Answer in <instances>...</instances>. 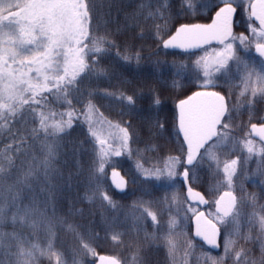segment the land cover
Masks as SVG:
<instances>
[{
	"label": "trees",
	"instance_id": "trees-1",
	"mask_svg": "<svg viewBox=\"0 0 264 264\" xmlns=\"http://www.w3.org/2000/svg\"><path fill=\"white\" fill-rule=\"evenodd\" d=\"M251 1L246 0L242 8L238 7L234 33L237 37H247L246 43L251 47L245 50V45L235 41L233 49L242 62L228 60L227 69L215 70V67L206 69L201 57L210 49L222 46L198 53L174 52L163 47V42L180 25L210 22L218 10L211 7L212 0H167L166 12L162 9L164 0H95V10L89 12L88 37L84 44L91 48L90 41L99 38L111 40L117 47L101 43L104 53H89L85 59L89 68L94 69L93 75L80 85L87 70L80 72L73 87L66 83L72 76L70 67L68 76L61 81L67 92L56 88L52 93L42 91L35 97L41 103L35 104L29 99L31 91H25L23 96L29 103L21 104L17 100L12 105L16 109L14 114L0 108V167L9 169L6 184L22 178L30 166L36 168L43 159L44 134L41 132L33 138V129L40 128L41 116L50 131L53 125L66 126L70 118L72 124L65 133L59 134L67 137L63 142L65 152L57 156L55 168L59 174L51 179L54 234L43 225L33 229L27 224L5 222L0 226V232L5 234L4 246L0 247L2 264H16L15 240L8 236L10 233H15L23 241L24 251L31 253L30 257H22L20 264H95L100 254L113 255L121 264H211L209 257L215 258L217 264H264V225L261 223L264 218V144L254 139L249 130L254 123H264V93L261 95L262 85L257 82H246L247 86L244 83L251 71L256 70L253 79L257 77L255 73H264L261 59L253 54L255 40L250 26L257 31L259 28L249 17ZM204 4L208 7H202ZM89 8H92L90 3ZM158 8L162 9L160 17L148 15ZM6 31H9L7 27L0 31V48L5 47ZM13 35L18 32L14 31ZM136 53L140 57L138 63L135 59L121 58L134 57ZM9 64L17 76L27 72L26 65L13 64L10 58ZM100 69L104 74L96 75ZM206 71L220 81L210 84L196 81L202 79ZM29 76L35 77L36 72ZM253 85L257 89L254 96ZM3 87L4 82L0 81V89ZM49 87H52L51 81ZM201 88L217 90L228 101L224 120L229 122V127L220 129L227 133L226 138L207 153L203 151L204 162L195 169V175L190 172L192 187L210 200L206 212L213 220L217 216L214 201L229 190L223 164L239 161L230 188L237 196L238 206L226 219L232 222L227 231L220 224L218 252L195 239L192 219L199 207L187 200L179 177L168 179L169 171H179L181 167L173 158L184 159L181 153L185 144L178 132L176 105ZM77 89L85 97L89 91L93 92L95 108L90 110L86 101L78 102ZM105 91L111 95L104 96ZM121 93L133 97L135 105L131 110L127 101L121 99ZM154 97L159 99V105L153 104ZM157 120L163 124L162 128L156 127ZM124 128L128 133L126 141L121 131ZM69 141H83L85 148L95 149L94 153L81 154L83 171L79 174L74 164L63 163L64 159L73 157V153L67 151L72 146ZM93 157L97 168L103 164V173L96 172L102 177L98 192L89 186ZM112 169H119L128 180L124 194H119L109 180ZM40 185L48 187L42 178L32 182L37 202L47 197L46 191H40ZM32 190L24 188L21 192V207L30 203ZM5 196L10 199L6 189ZM105 196L109 199L105 200ZM193 206L195 211L189 210ZM6 211L10 215L15 209L9 206ZM48 214L53 215V209H49ZM152 215L156 216L155 221ZM229 242L226 253L225 244ZM50 245L55 255L50 253Z\"/></svg>",
	"mask_w": 264,
	"mask_h": 264
},
{
	"label": "snow or ice",
	"instance_id": "snow-or-ice-1",
	"mask_svg": "<svg viewBox=\"0 0 264 264\" xmlns=\"http://www.w3.org/2000/svg\"><path fill=\"white\" fill-rule=\"evenodd\" d=\"M245 2L246 0H212L211 7L218 8V11H216L213 22L210 25L182 26L175 37L164 42V47H182L184 44L191 43L192 41L215 38L221 44H225V41H228L225 44L224 52L221 53L222 59L218 62V69H227V62L232 59H235L237 64H240L242 61L236 56L233 43L239 40L241 44L245 45V50L250 48L251 45L246 43L247 37L232 35V24L237 8H242ZM89 3L92 5L91 9L89 8ZM89 3H85V0H15L14 3L5 6V11L8 12V15L0 18V31H3L5 27L9 31L4 32V36L7 37L3 42L5 47L0 48V81L4 82L3 89H0V108H4L14 114L16 109L12 105L17 100L21 104L29 103V99L35 104H40L41 101L35 97L42 91L52 93L53 88H56L58 91L67 92V88L61 84V81H64L65 77L68 76L70 67L72 68V76L66 83L75 87L77 75L87 70V74L79 81L80 85H84L91 75H93L94 71L86 63L85 58L89 57V53H104L105 49L100 46L101 43L107 44L111 48L117 47L111 40L104 39L101 41L99 38L90 41L93 44L91 48L84 44V40L88 37L89 12L95 10V0H89ZM248 6L250 8L249 17H255L259 20V39H257V29L255 27L250 26V31L256 42V51L261 58H264V0H257V4L249 3ZM202 7H208V5L204 4ZM257 8H259V11H257ZM11 9L16 10L12 11ZM162 9L166 12L167 0H164ZM162 9L158 8L156 12L149 11L148 15L154 18L160 17ZM5 22L7 23L5 24ZM14 31L18 32V35H13ZM225 52L227 55H225ZM117 54L119 55V53ZM9 58L13 64L26 65L27 72H22L20 76L15 75L16 70L11 69ZM121 58L125 61L135 59L137 63L140 60L138 53L134 57L123 56ZM261 65L264 66V60H261ZM95 68H99V65H95ZM33 71L36 72V76L30 77L29 74ZM95 74L103 75L104 70L100 69ZM253 74L252 72L248 73L245 81H250ZM255 74L257 75L258 82L262 85L261 92L264 93V75ZM225 75H228L227 71H225ZM24 76H29V78L24 79ZM49 81L52 82V87H49ZM21 85H26L27 87H21ZM25 91H31L32 95L29 99L24 98L23 93ZM252 94L253 96L256 94L255 89L252 90ZM103 95L109 96L111 94L105 91ZM92 97V91H89L85 97L77 89L75 98L78 99V102L86 101V106L91 110L95 108L92 104ZM43 99L46 100L47 98ZM121 99L127 101L129 110L134 107L135 101L132 96L125 97L121 93ZM159 103V99L154 97L153 104L159 105ZM178 107V129L183 133L182 143H186V147H184L181 153L184 156L183 160L180 156L173 158L174 163L181 167L179 171H169L168 179L172 180L180 177L182 180L187 181L190 179L189 173L192 172L195 175V169L200 167L204 162V155L199 150L203 149L204 153H207L209 148L214 144L226 138L227 133L220 131V129L226 130L229 127V122L224 120L228 109L224 96L214 91L197 92L188 99L182 100ZM230 119L231 116L229 115ZM71 126L70 118L66 122V126L53 125L50 131L45 118L41 116L40 128L33 129V138L41 132L44 134L41 149L43 159L40 161V164L36 168L30 166L22 178H17L11 184H6L9 178V169L0 167V226L8 221L13 225H17L18 223L27 224L33 229L43 225L50 234H54L53 228L56 221L53 219L54 208L52 197L54 192L51 179L53 175L59 174L55 168L57 156L65 152L63 142L67 137L60 136L59 134L65 133ZM117 127L119 126L117 125ZM156 127L162 128L163 124L157 120ZM89 131L91 132L90 128ZM121 131L124 133L126 141L128 139L127 129L124 128ZM252 132L259 135L261 140H264V127H261L257 131L256 126L252 125ZM92 136H95V133H92ZM50 137L52 139H49ZM214 137L216 140H213ZM209 141H212V143L210 144ZM69 143L72 146L67 151L72 152L73 157L64 159L63 163L74 164L76 174H79L83 171L81 154L88 151L94 153L95 149L94 147L85 148L83 141L75 143L69 141ZM249 143L251 142L249 141ZM248 151L251 153L252 149L249 148ZM115 155H120V152H115ZM197 155H200V161L193 166V161ZM238 163V160L224 162L223 171L227 176L229 191H225L223 195L214 201L216 218L220 224L225 226L226 231L232 222L225 218L230 216L231 210L236 207V197L232 194L230 188L231 177L235 174V166ZM184 165L193 167H185ZM97 171L103 173V164H100L97 168L93 157L92 164L89 166L90 174L88 179L89 186L96 192L99 191L102 183V177L96 175ZM41 178L48 187L46 189L43 185H40V191H46L47 197L45 200L37 202L34 190H32V182H39ZM68 179L69 181L71 180V175H69ZM112 182L119 188L123 183V178L119 176V173L112 172ZM24 188L32 190L33 194L30 203L21 207L20 198ZM5 189L10 194V199L6 198ZM187 192L189 199L195 196L199 197L198 203H207L204 197L199 192H194L191 187L187 189ZM87 195L88 193H86V197ZM226 198H228L227 202ZM104 199L108 200L109 198L105 196ZM109 203L113 207L115 206L114 202L109 201ZM9 206L15 209L10 215L6 211ZM49 209H53V215L48 214ZM189 210L195 211L194 206L190 207ZM203 216L204 213L199 212L197 219ZM152 220H156L155 215H152ZM59 222L64 223L63 220ZM261 223L264 225V218H262ZM219 231V228L211 220L206 221L203 238L214 248L219 247L216 243ZM197 235H201L199 228ZM4 236L5 234L0 232V247L4 246ZM8 236L15 240L16 264H20L22 257L31 256L30 252L26 253L24 251L22 247L23 241L15 233H10ZM113 239L115 240L117 237H113ZM229 246L230 242L225 244L226 253ZM84 247L88 248V245H84ZM49 251L52 255H55V252L51 249V245L49 246ZM106 259L105 257H100L101 264H104ZM208 259L211 261V264H217L215 258L209 257ZM108 264H119V262L112 259L108 261Z\"/></svg>",
	"mask_w": 264,
	"mask_h": 264
},
{
	"label": "water",
	"instance_id": "water-1",
	"mask_svg": "<svg viewBox=\"0 0 264 264\" xmlns=\"http://www.w3.org/2000/svg\"><path fill=\"white\" fill-rule=\"evenodd\" d=\"M251 4H257V0H253V2H252ZM233 6H234V5H233ZM234 7H235V6H234ZM217 11H218V10H217ZM257 11H259V8H257ZM215 13H216V12H215ZM215 13H214V15H213V17H212V19H211V21H210L209 23H193V24H183V25H180V26L176 29V31L173 33V35H172L171 37H169L168 39H166L164 42H166L167 40H170V39H172L173 37H175L176 34H177V32L179 31V29H180L182 26H189V27H191V26H193V25H197V24H199V25H210V24L213 22V19H214V17H215ZM249 13H250V8H249ZM236 16H237V12H236V15H235V17H234V19H233V24H232V35H234V31H235V20H236ZM251 19L254 20V21L256 22V24L259 26V20H257L255 17H251ZM182 39H183V37H182ZM164 42H163V47H164ZM227 42H228V41H225V43H227ZM220 45H223V44L219 43L218 40H216L215 38H213V39H210V40L192 41L191 43H186V44H184L182 47H167V48L164 47V48L167 49V50H170V51H174V52L192 53V52H198V51H200V50H202V49H205V48H207V47H210V46H220ZM254 54H255L256 56L260 57V56H259V53L256 51V48H255V50H254ZM260 58H261V57H260ZM262 59L264 60V58H262ZM212 91H214V90H198V91L192 93L191 95H189L188 97H186V98L183 99V100L188 99L189 97L193 96V95H194L195 93H197V92H212ZM214 92H217V91H214ZM218 93H219L220 95L224 96L222 93H220V92H218ZM224 98H225V96H224ZM181 101H182V100H181ZM181 101H179V102L177 103V106H176V107H177V114H178V117H179V107H178V105H179V103H180ZM225 104H226L227 109H228V105H227V100H226V98H225ZM225 116H226V115H225ZM224 118H225V117H224ZM253 125L256 126L257 131H259V129H260L261 127H264V123H262V124H253ZM177 127H178V118H177ZM249 130H250V133H251V135H252V137H253L254 139H256V140L260 141L262 144H264V140H261L259 135H257L256 133H253V132H252V125L250 126ZM178 131H179V129H178ZM179 134H180V136H181L182 139H183V133L179 131ZM215 139H216V138L214 137L213 140H215ZM210 142H212V141H209V143H210ZM184 144H185V146H186V143H184ZM206 146H207V145H205V147H206ZM199 151H200V153H201V152L203 151V149H200ZM199 156H200V155H197L196 158L194 159V161H193V166L196 164V162H197ZM186 166H187V165H186ZM193 166H187V167H193ZM112 172H117V173H119V176L123 178V183L120 185L119 188H117L116 185L112 182ZM109 179H110V182H111L113 188H114L118 193L123 194V193L126 192V190H127V186H128V181H127L126 177L123 175V173H122L119 169H113V170H111L110 173H109ZM180 180H181V181L183 182V184H184V187H185V190H186V197H187L188 201H189L190 203H192V204L198 205L199 208H200V211H199V212H203V213H204V216H203V217H200L199 219H197V216H198V213H199V212L193 217L192 224H193V235H194L195 239L200 240L201 242H203V243H204V244H205L210 250H212V251H214V252H218V251L220 250L221 230H220L219 225H218L217 223H215L212 219H210V218L208 217L206 211H205V209H206V208L208 207V205H209V200L206 198V196L204 195V193H202L201 191H199V190H197V189H194V188L191 186V184H190V180L184 181V180H182L181 178H180ZM189 187H191V188L193 189L194 192H199V193L204 197V199L207 201V203H206V204H204V203H198L199 197H195V196H193L191 199H189V198H188V192H187V189H188ZM224 192H225V191H224ZM224 192H223V193H224ZM231 192H232V194L236 197L235 193H234L233 191H231ZM223 193H221L219 196L223 195ZM218 198H219V197H218ZM227 200H228V198H226V202H227ZM237 205H238V200H237V197H236V207L233 208V209L231 210V215L234 214V212L236 211ZM215 210H216V208H215ZM231 215H230V216H231ZM230 216L226 217L225 219L229 218ZM208 220H211L213 224H216L217 228H219V230H220V231H219V235L216 237V243L219 245V247H216V248L212 247V245H210V244H209L206 240H204V238H203V234H204V231H205V228H206V221H208ZM198 228H199L200 231H201V235H197V230H198ZM100 257H105V258H107V259L105 260L104 264H108V261H110V260H112V259H115L116 261L119 262V260H118L116 257H114V256L106 255V254H101V255H99V256L97 257L96 264H101ZM119 264H120V262H119Z\"/></svg>",
	"mask_w": 264,
	"mask_h": 264
},
{
	"label": "rangeland",
	"instance_id": "rangeland-1",
	"mask_svg": "<svg viewBox=\"0 0 264 264\" xmlns=\"http://www.w3.org/2000/svg\"><path fill=\"white\" fill-rule=\"evenodd\" d=\"M15 2V0H0V17H3V16H5V14L7 13L8 14V12L7 11H5V6L6 5H9V4H12V3H14ZM249 7V6H248ZM12 11H15L16 9H11ZM259 28V27H258ZM257 39H259V31H257ZM255 47H256V42H255ZM255 47H254V49H255ZM224 50H225V45H223L220 49H216V48H212V49H210L209 51H207V52H205L203 55H202V57H201V59L203 60V63H204V65H205V67H207L206 69H209V68H213V67H215V70H217L218 69V67H217V65H218V62H219V60L220 59H222V57H221V53L222 52H224ZM254 51V50H253ZM225 55H227V53L225 52ZM256 71V70H255ZM254 70L253 71H251L252 73L253 72H255ZM205 74H204V76H203V78L202 79H197L196 81H200L202 84H210V82L212 83L213 81H216V82H219L220 80H218V79H215L216 77H214V75H212V74H210L209 73V71H206V72H204ZM259 74H261V75H264V73H260L259 72ZM255 76H257L256 74H255ZM254 78V77H253ZM252 77H251V80L250 81H247V82H249V83H251V81L253 82V84H256V82H257V84H259V85H261L259 82H258V80L255 78V79H253ZM191 80H195V79H191ZM235 81V80H234ZM244 83H245V85H246V81H245V79H244ZM254 86V89H255V85H253ZM255 90H257V89H255ZM261 95H263V93L261 92ZM257 124H262V123H257ZM205 195V194H204ZM206 196V195H205ZM207 198V197H206ZM208 199V198H207ZM209 200V199H208ZM209 203H210V200H209ZM213 217H214V215H213ZM211 218V217H210ZM215 218V222L218 224V225H220V223H219V221H218V219L216 218V217H214Z\"/></svg>",
	"mask_w": 264,
	"mask_h": 264
},
{
	"label": "flooded vegetation",
	"instance_id": "flooded-vegetation-1",
	"mask_svg": "<svg viewBox=\"0 0 264 264\" xmlns=\"http://www.w3.org/2000/svg\"><path fill=\"white\" fill-rule=\"evenodd\" d=\"M255 50V49H254ZM253 54H254V51H253ZM255 55V54H254ZM256 57H258V56H256ZM260 58V57H259ZM261 59V58H260ZM262 60V59H261Z\"/></svg>",
	"mask_w": 264,
	"mask_h": 264
}]
</instances>
